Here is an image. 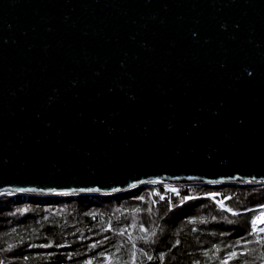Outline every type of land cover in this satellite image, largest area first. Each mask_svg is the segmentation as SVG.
<instances>
[{"label":"water","instance_id":"95a60500","mask_svg":"<svg viewBox=\"0 0 264 264\" xmlns=\"http://www.w3.org/2000/svg\"><path fill=\"white\" fill-rule=\"evenodd\" d=\"M156 183L264 184V0H0V197Z\"/></svg>","mask_w":264,"mask_h":264},{"label":"trees","instance_id":"16d2710c","mask_svg":"<svg viewBox=\"0 0 264 264\" xmlns=\"http://www.w3.org/2000/svg\"><path fill=\"white\" fill-rule=\"evenodd\" d=\"M261 211L264 184L4 195L0 264H264Z\"/></svg>","mask_w":264,"mask_h":264},{"label":"rangeland","instance_id":"374dc122","mask_svg":"<svg viewBox=\"0 0 264 264\" xmlns=\"http://www.w3.org/2000/svg\"><path fill=\"white\" fill-rule=\"evenodd\" d=\"M165 185H173V184H165ZM10 195V194H9ZM263 212V213H262ZM261 214H263L264 215V211H261V212H259V213H257L255 216H254V218H253V224H254V221H255V219H256V222H259L258 224L259 225H261V227L263 228L264 227V222H261V221H259L258 220V218H259V215H261ZM261 223V224H260ZM255 227H258L257 225H254Z\"/></svg>","mask_w":264,"mask_h":264},{"label":"bare ground","instance_id":"6f19581e","mask_svg":"<svg viewBox=\"0 0 264 264\" xmlns=\"http://www.w3.org/2000/svg\"><path fill=\"white\" fill-rule=\"evenodd\" d=\"M262 213H263V212H262ZM258 220L261 221V222H264V215H263V214L259 215ZM258 223H259V222H258Z\"/></svg>","mask_w":264,"mask_h":264},{"label":"built area","instance_id":"2783aa9c","mask_svg":"<svg viewBox=\"0 0 264 264\" xmlns=\"http://www.w3.org/2000/svg\"><path fill=\"white\" fill-rule=\"evenodd\" d=\"M256 219H257V218H256ZM256 219H255V221H254V225H257V226H258L259 224H258V222H256ZM260 224H261V223H260Z\"/></svg>","mask_w":264,"mask_h":264},{"label":"snow or ice","instance_id":"6c2138e0","mask_svg":"<svg viewBox=\"0 0 264 264\" xmlns=\"http://www.w3.org/2000/svg\"><path fill=\"white\" fill-rule=\"evenodd\" d=\"M155 233H153V235H154ZM233 255H235V254H233ZM149 259H151V257H149Z\"/></svg>","mask_w":264,"mask_h":264}]
</instances>
